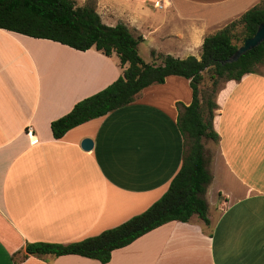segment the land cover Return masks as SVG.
I'll return each instance as SVG.
<instances>
[{
	"label": "crops",
	"instance_id": "crops-1",
	"mask_svg": "<svg viewBox=\"0 0 264 264\" xmlns=\"http://www.w3.org/2000/svg\"><path fill=\"white\" fill-rule=\"evenodd\" d=\"M95 1L103 23H123L150 54L184 58L262 0ZM120 71L116 57L93 48L0 28V264H264V64L216 92L219 139L204 140L209 224L196 214L166 222L112 250L106 263L26 255L27 243L77 241L144 211L178 171L177 102L191 101L182 76L169 75L132 102L52 136L53 119ZM86 137L93 142L87 150Z\"/></svg>",
	"mask_w": 264,
	"mask_h": 264
},
{
	"label": "trees",
	"instance_id": "trees-1",
	"mask_svg": "<svg viewBox=\"0 0 264 264\" xmlns=\"http://www.w3.org/2000/svg\"><path fill=\"white\" fill-rule=\"evenodd\" d=\"M263 1L206 35L199 58L193 55L179 58L151 51L159 62L149 63L138 52L142 36L134 35L123 23H103L95 10V0H87L79 6L74 0H0V28L51 39L78 50L93 48L105 56L117 58L121 71L114 81L78 100L67 113L50 122L54 138L62 137L78 124L132 102L144 87L162 83L169 75L188 79L191 89L189 104L177 102L176 124L182 135L183 152L181 165L167 190L144 211L116 226L65 244L30 242L25 246L26 255L77 254L106 263L112 250L166 222H185L196 214L209 224L205 193L212 174L204 140L217 142L219 139L212 119L217 108L215 95L221 83L239 80L264 64V40L236 60L228 61L264 22Z\"/></svg>",
	"mask_w": 264,
	"mask_h": 264
},
{
	"label": "water",
	"instance_id": "water-1",
	"mask_svg": "<svg viewBox=\"0 0 264 264\" xmlns=\"http://www.w3.org/2000/svg\"><path fill=\"white\" fill-rule=\"evenodd\" d=\"M264 40V22L260 23L251 37L246 38L242 44L237 48V50L231 55L228 61H233L238 58V56L245 51L254 48L260 42ZM92 140L90 138H83L81 141V147L83 149H90L92 147Z\"/></svg>",
	"mask_w": 264,
	"mask_h": 264
},
{
	"label": "rangeland",
	"instance_id": "rangeland-1",
	"mask_svg": "<svg viewBox=\"0 0 264 264\" xmlns=\"http://www.w3.org/2000/svg\"><path fill=\"white\" fill-rule=\"evenodd\" d=\"M262 3H264V1L262 2ZM143 32H145V31H143ZM146 33V32H145ZM144 41H143V39L139 42V52H140V55H141V57L145 60V61H147V62H149V63H151V62H159V60L157 59H155L154 58V56H152L147 50H146V48L143 46V43ZM167 43V42H166ZM169 43V42H168ZM162 44V43H161ZM200 52H201V50L200 49H197V50H194V51H191L190 53L191 54H189V55H193V56H195V57H199L200 56ZM180 55H184V54H180ZM172 56H174L173 54H172ZM204 74H206V73H204ZM206 76H207V74H206ZM207 81V77L205 78V82ZM207 83H208V81H207Z\"/></svg>",
	"mask_w": 264,
	"mask_h": 264
},
{
	"label": "built area",
	"instance_id": "built-area-1",
	"mask_svg": "<svg viewBox=\"0 0 264 264\" xmlns=\"http://www.w3.org/2000/svg\"><path fill=\"white\" fill-rule=\"evenodd\" d=\"M154 5L157 7H161V4H159V3H155Z\"/></svg>",
	"mask_w": 264,
	"mask_h": 264
}]
</instances>
